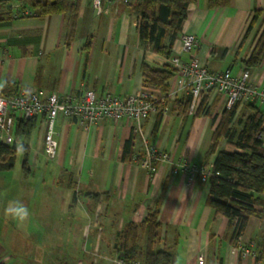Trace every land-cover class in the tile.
Listing matches in <instances>:
<instances>
[{"label":"crops","instance_id":"obj_1","mask_svg":"<svg viewBox=\"0 0 264 264\" xmlns=\"http://www.w3.org/2000/svg\"><path fill=\"white\" fill-rule=\"evenodd\" d=\"M32 1L0 0V88L7 93L43 88L47 93L81 98L86 89H93L97 94L125 97L143 88V62L157 68L169 64L168 57L142 44L140 17L127 5L117 3L100 14L93 0H80L74 21L70 12L31 14ZM256 10L261 13L250 28ZM263 30L264 0H230L213 8L208 0H194L174 42V54L181 51V34L191 32L198 42L191 52H182L184 59L198 55L212 69L230 68L240 74ZM251 73L263 86L264 59ZM178 79L176 73L167 87L153 85L151 91L164 98L167 111L151 113L141 122L108 118L81 125L75 118H57L59 148L51 160L56 167L39 173L36 189L49 184L48 216L54 215L52 202L62 201V214L57 216L70 222L60 227L53 223L47 231L49 241L69 243V249L95 255L87 264H117L118 233L131 221L142 223L149 208H157L161 240L156 249L173 250L176 264H264V217L252 216L240 235L255 256L233 252L238 240L233 238L230 220L207 202L210 184L201 178L189 183L184 170L172 171L175 162L185 159L212 167L216 156H206L217 124L212 117L226 108L223 95H214L209 102L217 99L214 108L222 111L194 118L187 106L190 90L180 87ZM159 105L163 108L160 101ZM36 118L37 125L24 135V147L30 149L29 168L39 166L41 154L46 156V126L43 118ZM151 146L172 154V162H158L155 174L141 165ZM220 148L237 150L226 140ZM254 207L264 209V205ZM141 237L145 244L146 234ZM75 240L79 244L71 245ZM201 254L206 257L203 263ZM0 259L6 264L2 254ZM78 264L86 262L79 259Z\"/></svg>","mask_w":264,"mask_h":264},{"label":"trees","instance_id":"obj_2","mask_svg":"<svg viewBox=\"0 0 264 264\" xmlns=\"http://www.w3.org/2000/svg\"><path fill=\"white\" fill-rule=\"evenodd\" d=\"M194 0H135L127 5L132 12L139 15V34L144 46L154 52L171 57L174 54V42L182 31L184 20L188 16L189 5ZM230 0H208L210 8L224 6ZM80 6V0H33L31 14L45 17L50 14L70 12L74 21ZM260 10L254 12L250 28L255 24ZM264 59V30L256 40L250 57L243 61L245 69H253L261 65ZM143 75L155 86L167 87L177 70L170 64L157 68L146 62L141 65ZM6 86H9L8 84ZM7 96L16 92L7 93ZM189 96L187 106L190 104ZM217 102V99L214 102ZM209 102L205 95L194 118L201 115H213L216 103ZM214 104V106H213ZM249 113L237 117L236 104L232 109H223L221 115L212 117L217 123L213 132L211 145L206 153L207 158L215 155L212 164V175L209 177L210 194L208 204L230 220L233 238L246 230L252 216L264 217V209L259 210L255 204L264 205V106L257 101L245 103ZM189 107V106H188ZM188 112V108L186 109ZM161 116L155 124L158 129ZM236 123L241 128H236ZM37 125V118L19 120L18 127L25 135ZM223 140L237 150L220 148ZM17 146L0 141V170L11 169L16 161ZM30 149L23 151V168L30 170ZM204 164H208L204 162ZM200 180V179H199ZM159 210L149 208L145 220L137 224L129 222L118 233L117 258L126 264H176L177 255L171 249H156L161 240V224L157 221ZM146 234V243L142 244L141 233ZM0 264H5L0 259Z\"/></svg>","mask_w":264,"mask_h":264},{"label":"built area","instance_id":"obj_3","mask_svg":"<svg viewBox=\"0 0 264 264\" xmlns=\"http://www.w3.org/2000/svg\"><path fill=\"white\" fill-rule=\"evenodd\" d=\"M135 0H93L98 13L109 12L114 4L130 5ZM181 51L168 58L169 64L179 74L178 84L182 88H189L191 101L189 113L195 115L205 95L209 99L221 94L224 97L225 107L232 109L236 104L242 105L257 101L264 106V85H259L252 77L251 70L244 69L240 74H234L230 68L224 70L212 69L202 61L200 56L192 55L189 59L182 57V52H191L197 45V38L191 32L181 34ZM141 90L120 97L114 93L97 94L93 89H86L81 98L75 95H59L56 92L47 93L43 88L23 87L11 96H7L0 88V141L7 144L21 142L24 145V132L18 127L19 120H31L41 117L46 126L44 135V151L50 160H55L58 154L59 142L57 139L56 120L60 117L77 119L81 125L98 124L104 119H113L115 122L133 119L141 122L151 113L167 108L164 98H157L151 88H154L147 78ZM160 99V100H159ZM159 101L163 108H159ZM158 162H172L169 151L151 146L141 165L150 173L158 170ZM184 170L188 174V182L197 178L208 182L212 175V167L207 164H196L188 160H179L173 164V173ZM238 237V245L233 252L242 251L245 254L255 252L244 246ZM206 257L201 254L199 260L203 263ZM117 264H126L122 259L116 258ZM134 264H140L135 262Z\"/></svg>","mask_w":264,"mask_h":264},{"label":"rangeland","instance_id":"obj_4","mask_svg":"<svg viewBox=\"0 0 264 264\" xmlns=\"http://www.w3.org/2000/svg\"><path fill=\"white\" fill-rule=\"evenodd\" d=\"M233 73L236 74V70ZM213 110L221 112L222 108ZM247 113L249 111L246 104H243L237 117ZM235 126L240 128L237 123ZM22 160L23 153L18 152L14 166L8 170H0V254L6 257V264H78L79 259L85 260L86 264L92 263L95 255L84 253L83 249H69V243L56 244L46 238L53 223L60 227L69 225L70 222L68 217L57 216L62 214L59 206L62 201L52 202L51 211L54 215L48 216V183L41 190L36 189L37 176L42 170L45 172L46 167H56L54 161L41 154L39 166L26 170ZM9 200H19L28 207L30 216L25 223L20 224L5 216L4 208ZM82 216L85 217L83 214ZM58 231L63 233L62 229ZM75 244L79 243L75 240L71 245Z\"/></svg>","mask_w":264,"mask_h":264},{"label":"clouds","instance_id":"obj_5","mask_svg":"<svg viewBox=\"0 0 264 264\" xmlns=\"http://www.w3.org/2000/svg\"><path fill=\"white\" fill-rule=\"evenodd\" d=\"M17 151L20 153L24 151V145L19 141L17 142ZM4 214L20 224L25 223L30 216L28 207L19 200H9L4 208Z\"/></svg>","mask_w":264,"mask_h":264}]
</instances>
